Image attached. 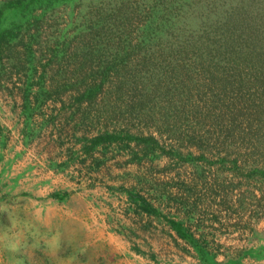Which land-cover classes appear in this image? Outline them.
<instances>
[{
	"label": "rangeland",
	"instance_id": "rangeland-1",
	"mask_svg": "<svg viewBox=\"0 0 264 264\" xmlns=\"http://www.w3.org/2000/svg\"><path fill=\"white\" fill-rule=\"evenodd\" d=\"M212 4L0 0V264H264V0Z\"/></svg>",
	"mask_w": 264,
	"mask_h": 264
},
{
	"label": "trees",
	"instance_id": "trees-1",
	"mask_svg": "<svg viewBox=\"0 0 264 264\" xmlns=\"http://www.w3.org/2000/svg\"><path fill=\"white\" fill-rule=\"evenodd\" d=\"M207 2L209 3V5L211 6V7H213L214 5L212 4L213 3V0H207ZM241 6L244 8V7H246L247 5L245 4V5H243V4H241ZM227 16V17H226ZM228 14L227 13H225V21H224V25L227 27V25H228ZM224 20V19H223ZM223 20H222V22H223ZM195 47H197V48H199L200 49V44H195Z\"/></svg>",
	"mask_w": 264,
	"mask_h": 264
}]
</instances>
